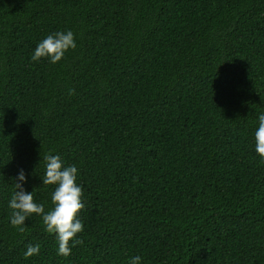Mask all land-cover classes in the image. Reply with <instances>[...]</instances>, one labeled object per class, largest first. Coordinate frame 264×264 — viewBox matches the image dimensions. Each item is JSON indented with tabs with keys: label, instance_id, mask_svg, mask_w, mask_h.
Returning a JSON list of instances; mask_svg holds the SVG:
<instances>
[{
	"label": "trees",
	"instance_id": "16d2710c",
	"mask_svg": "<svg viewBox=\"0 0 264 264\" xmlns=\"http://www.w3.org/2000/svg\"><path fill=\"white\" fill-rule=\"evenodd\" d=\"M260 114L264 0H0V264H264ZM47 153L83 188L68 257L42 217L10 224L21 169L52 207Z\"/></svg>",
	"mask_w": 264,
	"mask_h": 264
},
{
	"label": "clouds",
	"instance_id": "9594fccd",
	"mask_svg": "<svg viewBox=\"0 0 264 264\" xmlns=\"http://www.w3.org/2000/svg\"><path fill=\"white\" fill-rule=\"evenodd\" d=\"M77 47L74 33L71 30L58 31L49 34L40 41L31 59L39 62L42 58L50 63L60 62L70 50ZM69 94H74L70 90ZM255 151L264 161V114L258 117V128L255 131ZM45 173L42 176L44 186H53L51 193L52 207L45 210L42 203H37L33 192H27L24 184L27 175L23 169L18 176L13 178L15 191L13 192L8 207L11 210L10 224L18 232L25 231L26 221L33 215L42 217L44 229L48 234H53L58 242V255L68 257L72 247L83 244L78 234L84 231V224L79 218L80 212L85 208L83 188L78 184V168L75 165L65 166L60 155L47 153L43 156ZM40 245L29 244L24 252L25 259L39 255ZM142 258L134 256L129 259V264H141Z\"/></svg>",
	"mask_w": 264,
	"mask_h": 264
}]
</instances>
